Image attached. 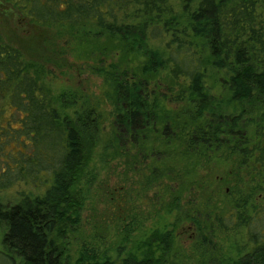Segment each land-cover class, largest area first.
I'll use <instances>...</instances> for the list:
<instances>
[{
	"label": "trees",
	"instance_id": "obj_1",
	"mask_svg": "<svg viewBox=\"0 0 264 264\" xmlns=\"http://www.w3.org/2000/svg\"><path fill=\"white\" fill-rule=\"evenodd\" d=\"M10 1L93 62L111 111L55 96L44 68L0 41V260L61 264L96 157L162 190L178 216L133 249L84 243L75 264H176L184 223L198 264H264V0ZM217 165L230 167L224 204L218 191L194 202Z\"/></svg>",
	"mask_w": 264,
	"mask_h": 264
},
{
	"label": "rangeland",
	"instance_id": "obj_2",
	"mask_svg": "<svg viewBox=\"0 0 264 264\" xmlns=\"http://www.w3.org/2000/svg\"><path fill=\"white\" fill-rule=\"evenodd\" d=\"M9 2L0 0V41L16 47L28 60L41 65L45 73L42 75L43 79L55 96L74 93L79 101L84 97H89L93 102L102 101L103 116L109 117L111 106L107 101L103 103V78L93 73V62L80 58L79 48L70 45L69 38H59L56 28L33 23L12 6L10 0ZM80 105L81 103H78L77 106L69 108L68 112L75 114ZM105 127L108 129L107 122ZM213 168L207 173L211 171L212 176L217 175L216 180L212 183L209 181L208 194L190 195L194 202L197 199H206L210 194L216 197L215 192L218 191L221 199L217 198V201L224 204L223 195L228 185L219 182L217 177L226 175L230 167L217 165ZM92 171L95 180L88 188L87 198L80 212V221L75 227H70L62 239L66 256L61 264H75L84 243L108 250H113L118 245L133 249L146 239L153 229L167 226L172 228L178 214L168 213V198L162 190H144V178L133 173L128 175L123 166H117L116 161L103 165L95 157ZM79 188L84 194V179ZM230 208L229 204L223 206V213L228 212ZM181 218L183 219L179 217L178 220ZM196 234L193 225L189 223L179 225L176 229L172 248L174 252L171 251L169 255L172 260L176 258V264H198L192 256L196 253L193 250ZM0 251H6L1 244ZM2 262L7 263L6 260H0L1 264ZM9 263L21 264V261L15 257V261Z\"/></svg>",
	"mask_w": 264,
	"mask_h": 264
},
{
	"label": "flooded vegetation",
	"instance_id": "obj_3",
	"mask_svg": "<svg viewBox=\"0 0 264 264\" xmlns=\"http://www.w3.org/2000/svg\"><path fill=\"white\" fill-rule=\"evenodd\" d=\"M8 2H9V0H8ZM10 3V2H9ZM12 4V3H11ZM14 4H12V6H13ZM15 6V5H14ZM17 9V8H16ZM18 10V9H17ZM19 11V10H18Z\"/></svg>",
	"mask_w": 264,
	"mask_h": 264
}]
</instances>
